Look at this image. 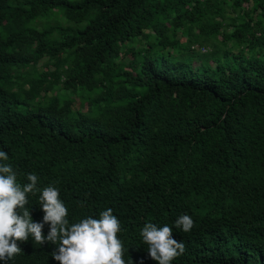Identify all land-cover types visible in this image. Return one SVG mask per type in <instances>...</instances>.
<instances>
[{"label":"trees","instance_id":"16d2710c","mask_svg":"<svg viewBox=\"0 0 264 264\" xmlns=\"http://www.w3.org/2000/svg\"><path fill=\"white\" fill-rule=\"evenodd\" d=\"M0 150L70 224L112 208L126 264H158L147 223L184 243L171 264H264V0H0ZM17 243L0 264H60Z\"/></svg>","mask_w":264,"mask_h":264},{"label":"clouds","instance_id":"9594fccd","mask_svg":"<svg viewBox=\"0 0 264 264\" xmlns=\"http://www.w3.org/2000/svg\"><path fill=\"white\" fill-rule=\"evenodd\" d=\"M8 154L0 150V161L8 160ZM17 173L11 165L0 163V260L8 261L21 253L19 242L32 238L36 244L46 242L58 245L53 258L60 264H126L123 259L124 247L117 238L121 230L113 209L100 213L99 219L91 216L70 224L68 210L59 198V190L48 186L37 188L38 176L27 174L28 183L20 185ZM40 191L39 204L44 213L40 222H35L28 204V194ZM45 224L49 225L44 235ZM175 227L188 233L194 227L193 219L181 215ZM173 229L168 225L157 227L147 223L140 235L148 245L149 256L158 264H171L185 252V245L173 238Z\"/></svg>","mask_w":264,"mask_h":264},{"label":"rangeland","instance_id":"374dc122","mask_svg":"<svg viewBox=\"0 0 264 264\" xmlns=\"http://www.w3.org/2000/svg\"><path fill=\"white\" fill-rule=\"evenodd\" d=\"M226 15H227V11H226V13H225ZM36 21V20H35ZM231 31V27H226L225 28V32H230ZM194 48H196L199 52H202V53H205V52H207L208 50H209V48L208 47H205V46H194ZM224 48H220V51H222ZM232 53H234V54H236V52H237V50H235V49H233L232 51H231ZM191 54V52L190 51H187L186 53H185V55H190ZM50 60V58H45V59H42V60H40L39 62H38V65H42V64H44V63H47L48 61ZM58 86H60V85H58ZM48 89H50V90H53L54 89V86H52V85H48ZM77 98L75 97L74 98V105L76 106L77 105ZM82 110H84V108H82Z\"/></svg>","mask_w":264,"mask_h":264}]
</instances>
